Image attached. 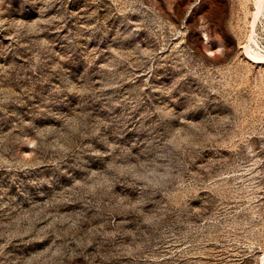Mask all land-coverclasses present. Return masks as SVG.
<instances>
[{"label":"rangeland","instance_id":"obj_1","mask_svg":"<svg viewBox=\"0 0 264 264\" xmlns=\"http://www.w3.org/2000/svg\"><path fill=\"white\" fill-rule=\"evenodd\" d=\"M0 264H264V0H0Z\"/></svg>","mask_w":264,"mask_h":264},{"label":"bare ground","instance_id":"obj_2","mask_svg":"<svg viewBox=\"0 0 264 264\" xmlns=\"http://www.w3.org/2000/svg\"><path fill=\"white\" fill-rule=\"evenodd\" d=\"M248 54H249V53H248ZM251 54H252V53H251ZM253 55H254V54H252V58H253ZM256 55H257V54H256ZM256 57L258 58V56H256ZM258 60H259V59H258ZM260 61H261V60H260Z\"/></svg>","mask_w":264,"mask_h":264}]
</instances>
